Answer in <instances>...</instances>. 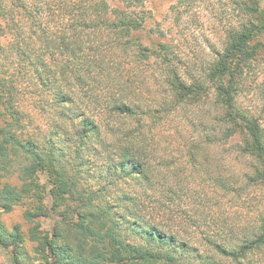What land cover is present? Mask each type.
Instances as JSON below:
<instances>
[{
  "label": "trees",
  "instance_id": "16d2710c",
  "mask_svg": "<svg viewBox=\"0 0 264 264\" xmlns=\"http://www.w3.org/2000/svg\"><path fill=\"white\" fill-rule=\"evenodd\" d=\"M143 3L119 0L113 8L102 0H0V210L25 204L30 225L27 234L20 225L11 232L0 225V245L12 247L15 264L37 260L26 237L43 264H260L264 213L256 221L242 214L245 224L194 243L148 209L171 210L177 199L204 206L215 197L241 198L239 179L218 163L212 169L205 163L204 174L196 166L206 145L221 147L235 137L234 150L250 160L241 179L264 185V131L236 99V61L248 62L263 46L252 42L264 34V14L252 9L256 22L229 33L203 80L180 75L171 45L140 41ZM129 58L133 80L124 66ZM152 60L165 72L155 80L156 97L142 77ZM211 91L215 122L205 125L199 142L186 145L202 188L174 187L181 181L164 172L154 139L180 107L202 104ZM49 215L58 219L51 232L37 221ZM188 217L200 225L199 217Z\"/></svg>",
  "mask_w": 264,
  "mask_h": 264
},
{
  "label": "rangeland",
  "instance_id": "374dc122",
  "mask_svg": "<svg viewBox=\"0 0 264 264\" xmlns=\"http://www.w3.org/2000/svg\"><path fill=\"white\" fill-rule=\"evenodd\" d=\"M27 1L29 4L32 0ZM102 1L113 5V8L120 5L119 0ZM256 7L264 14V0H144L140 9L145 13L146 21L143 30L138 32V36L144 45L161 43L171 45L180 75L204 80L208 66L224 52L229 33L238 30L245 23L256 22L257 14L252 10ZM259 42L263 46L258 47L251 60L236 61L239 64V92L236 99L238 106L256 118L264 131V34L257 36L252 45ZM131 60L129 58L130 65L126 60L124 66H127L129 79L133 80L135 71L131 72V68L134 67ZM158 65V61L152 60L150 66L143 67L145 72L142 75L148 81L152 89L151 94L155 97L158 96L155 80H161V75L165 73L160 71ZM213 101L214 93L211 91L202 104L180 107L178 113L167 121L169 123L167 127L165 126V130L160 128L159 137L154 139V142L161 147L158 154L165 157L164 161L167 165L164 167V172H167L169 176L174 173L181 181L174 182V187H197V189L201 187L199 183L202 180L201 174L196 168L190 167L186 145L199 142L198 137H201L199 135L205 130V125L210 124L211 127V124L215 122L217 112ZM195 131L197 134L194 133ZM221 134L222 130L219 129V135ZM204 137L205 133L202 138ZM221 138L219 141H222ZM238 141L240 139L235 137L230 142L224 144L220 142L219 144H223L221 147L213 148L206 145L207 152L199 154L196 166L200 167L203 173L205 163H210L211 169L216 168L218 163V167H221L224 174L229 175L230 178L236 176L239 179V185L244 191L243 196L234 198L223 195L221 199L214 196L215 198L204 206L195 200L177 199V202L170 207L171 210L165 209L163 212H160L161 209L155 211V208L149 205L148 210L153 211L166 229L180 232L182 237L192 238L194 243H198L202 241L203 235H211L217 231H225L230 226L243 224V219L240 218L242 214L247 215V220L256 221L258 216L264 213V185L247 186L241 179L250 166V160L238 155L234 150L233 145ZM163 148L165 150H162ZM9 182L23 185L14 179ZM36 187H38L36 183L32 184L28 189L29 193L34 194ZM207 188L209 191L207 195H212V189ZM45 205H51L50 198L45 199ZM26 208L27 205L18 204L10 213L0 210L1 231L11 232L15 226L20 225L22 231L27 234L30 225L24 219ZM188 214L199 217L197 223L200 225L189 222ZM57 220L51 215L37 218L41 229L48 232L52 231ZM26 243H28L29 255L37 258L29 264L45 263L34 251V243L29 242L28 237H26ZM0 264H15L11 246L5 248L0 245ZM260 264H264V254L260 257Z\"/></svg>",
  "mask_w": 264,
  "mask_h": 264
}]
</instances>
